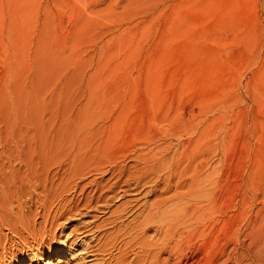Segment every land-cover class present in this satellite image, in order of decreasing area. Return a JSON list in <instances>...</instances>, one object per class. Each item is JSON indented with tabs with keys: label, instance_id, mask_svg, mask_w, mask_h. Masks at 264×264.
Returning a JSON list of instances; mask_svg holds the SVG:
<instances>
[{
	"label": "rangeland",
	"instance_id": "obj_1",
	"mask_svg": "<svg viewBox=\"0 0 264 264\" xmlns=\"http://www.w3.org/2000/svg\"><path fill=\"white\" fill-rule=\"evenodd\" d=\"M155 156L214 199L188 264L264 229V0H0V262L171 264Z\"/></svg>",
	"mask_w": 264,
	"mask_h": 264
},
{
	"label": "bare ground",
	"instance_id": "obj_2",
	"mask_svg": "<svg viewBox=\"0 0 264 264\" xmlns=\"http://www.w3.org/2000/svg\"><path fill=\"white\" fill-rule=\"evenodd\" d=\"M109 129H110V125H103L98 130H94V134L96 136L100 135L102 137L103 135H106L109 133ZM90 134H91V132L88 131V132H86L84 137H87ZM153 159H154L155 163L152 162L153 165L149 166V168L145 169V170L149 171L148 173H150L151 177L157 176L158 172L165 170L167 172L168 177H167V179H165L166 182H165V187L163 188V190L161 191V189L159 188V190L161 192L156 191L158 193V195H157L158 198H156V200L154 199L155 201H152V203L147 204V206H143L144 207L143 209L147 210L148 213H151V215H152L150 218V223L152 226V227H150L151 229L156 228L155 232H157L158 230H160V227L165 228V230H164L165 232H164L163 237L161 238L160 244L162 247H165L166 251L168 250L169 258L166 260V262H169L171 264H173V262H174V264H188L187 263L188 261H193V258L195 257L196 252L199 249L205 248L204 245H206V242H202L201 246H194L192 242L199 235H201V236L205 235V231H206L205 226H206V223H208L207 221L210 220L208 208H209V205L211 203H213L214 199H212L211 197L208 196V194L205 193V195L202 194L203 197L202 196L193 197L191 201L186 202L184 205H181L179 207L175 206V205L172 206L173 197L172 196L171 197H165V194L170 191V188L172 189V187H173V186L171 187L172 177L173 176L177 177V173L175 174L173 172V174H172L173 176L170 175L169 169L166 167V165L170 166V164L168 163L169 158H167L166 156L165 157L162 156L161 158H158L157 156H155ZM151 161H152V159H151ZM176 165H179V164L176 163ZM145 167L147 168V166H145ZM138 168H140V167H138ZM138 170L139 169H137V171ZM137 171H135V173H131L133 178L136 179V182L138 181V179L143 178V177H141V175H138L140 172L139 171L137 172ZM72 173L76 174L74 176H77V174L82 173V170H77V171L72 172ZM143 173H142V175H144ZM179 175H180L179 179L181 180L182 173ZM143 180L145 181V179H143ZM117 183L118 182H116L115 184L117 185ZM138 184H139V182H138ZM125 186H128V185L125 184ZM125 186H124V189H122L124 192H126V190L129 188V186H128V188H126ZM135 188H137V187H135ZM176 188L178 189L180 187L175 186L174 189H176ZM156 192H154V193H156ZM215 202H216V197H215ZM76 207H77L76 204H75V206H73L71 208L69 207V209L66 211V213L69 214V212L76 209ZM123 209H124V207H123ZM119 211H121V209ZM60 214H61V212H60ZM141 224H145V222H143V223L141 222ZM137 226L139 227L140 224ZM248 237H249V242L247 245H245V243L243 244L242 242H240V243L238 242L240 246L237 249H233V251L236 250V252H233V253L230 252L229 254H227L226 248L220 247V250L218 252V256L215 259V261L219 264H254V262H255L254 259H256V258L261 259V261H262V255L261 254L264 253V251H263V249H264V229L261 230L260 233L258 231L256 232V230L251 231V233H249ZM181 242L185 243L184 244L186 246L185 251L183 250V248L180 249L182 246ZM175 246L179 247V248L175 249ZM173 249H175V251ZM161 253H162L161 251L158 254L156 253L155 257L158 258V256ZM39 257L41 258V256H39ZM232 258L234 259V262L231 261ZM50 259H48L46 261L48 262ZM14 261H16V260H14ZM0 264H8V263L6 262V260H4V261L0 262ZM44 264H49V263H44Z\"/></svg>",
	"mask_w": 264,
	"mask_h": 264
}]
</instances>
